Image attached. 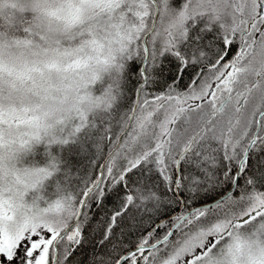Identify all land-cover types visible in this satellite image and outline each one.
<instances>
[{"label":"snow or ice","instance_id":"6c2138e0","mask_svg":"<svg viewBox=\"0 0 264 264\" xmlns=\"http://www.w3.org/2000/svg\"><path fill=\"white\" fill-rule=\"evenodd\" d=\"M0 264H264V0H0Z\"/></svg>","mask_w":264,"mask_h":264}]
</instances>
